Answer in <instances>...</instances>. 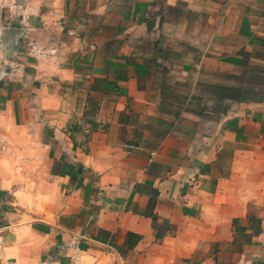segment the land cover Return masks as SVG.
<instances>
[{"label": "crops", "instance_id": "crops-1", "mask_svg": "<svg viewBox=\"0 0 264 264\" xmlns=\"http://www.w3.org/2000/svg\"><path fill=\"white\" fill-rule=\"evenodd\" d=\"M0 264H264V0H0Z\"/></svg>", "mask_w": 264, "mask_h": 264}]
</instances>
